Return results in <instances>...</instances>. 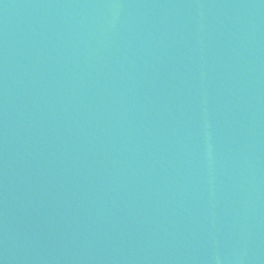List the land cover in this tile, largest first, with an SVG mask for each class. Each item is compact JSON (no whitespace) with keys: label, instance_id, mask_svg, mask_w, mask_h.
<instances>
[{"label":"water","instance_id":"obj_1","mask_svg":"<svg viewBox=\"0 0 264 264\" xmlns=\"http://www.w3.org/2000/svg\"><path fill=\"white\" fill-rule=\"evenodd\" d=\"M232 0H0V264H234Z\"/></svg>","mask_w":264,"mask_h":264}]
</instances>
